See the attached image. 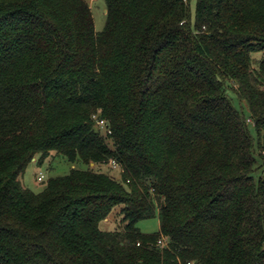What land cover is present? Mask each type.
I'll return each instance as SVG.
<instances>
[{"label": "trees", "instance_id": "trees-1", "mask_svg": "<svg viewBox=\"0 0 264 264\" xmlns=\"http://www.w3.org/2000/svg\"><path fill=\"white\" fill-rule=\"evenodd\" d=\"M106 4L0 0V264H264V0Z\"/></svg>", "mask_w": 264, "mask_h": 264}, {"label": "rangeland", "instance_id": "rangeland-1", "mask_svg": "<svg viewBox=\"0 0 264 264\" xmlns=\"http://www.w3.org/2000/svg\"><path fill=\"white\" fill-rule=\"evenodd\" d=\"M86 2L89 4L92 10L94 21H95L96 32L97 33L103 32L106 27V22H107L106 0H86ZM195 9H196V1H193L191 4L193 18L195 15ZM261 57L262 55L256 56V58H259V59ZM230 97L233 99L236 108L243 112V115L245 116L246 119H249L250 113H249L248 108L241 107V105L239 104L234 94L231 93ZM94 119L97 123V128H98V121L100 120H98L97 117H94ZM104 122L107 125V129L105 131H100V130L99 131L104 136H107V135H110L111 132H110L108 123L106 121ZM249 129H250V132L253 138L255 139V142H257V134H256V131L253 125L249 124ZM39 159H40V156H38L35 159V161L31 163V165L29 166L26 173L21 179L23 184L27 188L33 191H37V192H40L44 189L46 182L50 178L68 175L72 171L73 168H79V169L85 168L80 163L74 166L67 159L57 154H54L50 158H48L42 166L38 165ZM110 162L109 164L102 166L101 170L109 174L119 175L120 172L111 168ZM42 175H44L45 179L44 181H39L38 178ZM119 212H120V208L114 209L110 217L101 224V229L103 231H109V232L114 231L118 227L119 220H120ZM139 228L145 234L158 233L160 230V222H159L158 217L154 219L142 221L139 224Z\"/></svg>", "mask_w": 264, "mask_h": 264}, {"label": "built area", "instance_id": "built-area-1", "mask_svg": "<svg viewBox=\"0 0 264 264\" xmlns=\"http://www.w3.org/2000/svg\"><path fill=\"white\" fill-rule=\"evenodd\" d=\"M98 128H99L100 131H105L107 129V125L105 124L104 121L100 120V121H98ZM110 166H111L112 169H114V170L120 172V174H122V172H123L122 167L116 161H111L110 162ZM44 179H45L44 175H42V176H40L38 178L39 181H44ZM158 245L160 247H165V245H166L165 239L162 238L158 242ZM188 264H190V263H188Z\"/></svg>", "mask_w": 264, "mask_h": 264}]
</instances>
